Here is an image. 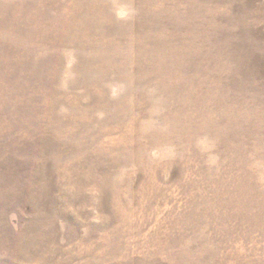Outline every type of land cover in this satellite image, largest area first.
<instances>
[{"label": "rangeland", "instance_id": "rangeland-1", "mask_svg": "<svg viewBox=\"0 0 264 264\" xmlns=\"http://www.w3.org/2000/svg\"><path fill=\"white\" fill-rule=\"evenodd\" d=\"M0 264H264V0H0Z\"/></svg>", "mask_w": 264, "mask_h": 264}]
</instances>
